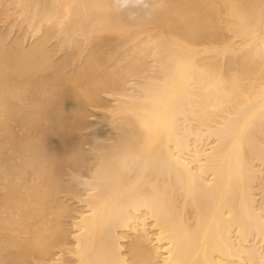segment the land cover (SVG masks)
<instances>
[{"label":"bare ground","instance_id":"bare-ground-1","mask_svg":"<svg viewBox=\"0 0 264 264\" xmlns=\"http://www.w3.org/2000/svg\"><path fill=\"white\" fill-rule=\"evenodd\" d=\"M0 264H264V0H0Z\"/></svg>","mask_w":264,"mask_h":264},{"label":"rangeland","instance_id":"rangeland-1","mask_svg":"<svg viewBox=\"0 0 264 264\" xmlns=\"http://www.w3.org/2000/svg\"><path fill=\"white\" fill-rule=\"evenodd\" d=\"M11 29L13 30V35H14V34H17V32L19 31V26H14L13 28L11 27ZM17 30H18V31H17ZM91 130H93V129L90 128V131H91ZM102 131H103V132H107V131H109V130H108V127H107V128H102V129L98 130V133H99V132L101 133ZM103 132H102V133H103ZM102 133H101V134H102Z\"/></svg>","mask_w":264,"mask_h":264}]
</instances>
